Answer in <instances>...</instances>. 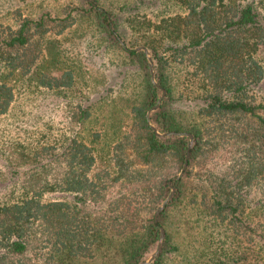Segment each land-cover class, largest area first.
Segmentation results:
<instances>
[{"label": "trees", "instance_id": "1", "mask_svg": "<svg viewBox=\"0 0 264 264\" xmlns=\"http://www.w3.org/2000/svg\"><path fill=\"white\" fill-rule=\"evenodd\" d=\"M92 1L115 34L86 0L0 30V116L58 108L0 143V264H137L159 226L147 264H264V0Z\"/></svg>", "mask_w": 264, "mask_h": 264}, {"label": "rangeland", "instance_id": "2", "mask_svg": "<svg viewBox=\"0 0 264 264\" xmlns=\"http://www.w3.org/2000/svg\"><path fill=\"white\" fill-rule=\"evenodd\" d=\"M73 1H76V0H0V30L3 27H6L7 25H13L18 20V17H22L25 15H34L38 11H41V10H43V11L48 10L51 12V14L57 13V14L61 15V13L64 10L71 7ZM86 1H90L94 6H96L97 8H99L101 10H105V8H103V6L96 4L92 0H86ZM113 1L116 2V0H113ZM127 1H132L135 5V8L133 10H131V12H133V14L136 13V15H138L140 18L139 14L143 13V14H145L146 18L152 19L151 13L155 9V7L157 5H159L161 0H127ZM105 13H108V11L105 10ZM138 16H136V17H138ZM108 17H109V13H108ZM109 22H111L110 18H109ZM110 27L112 28L111 23H110ZM112 31L115 34V31L113 30V28H112ZM129 33H131V32L129 31ZM135 34L136 33H133L131 35L133 36ZM132 38L133 37H130V40H132ZM119 39L122 41V44L119 43ZM117 40H118V43L120 45L125 47V43L119 35H117ZM137 46H143V45H137ZM137 46H135V48ZM97 63H98V60L95 62V64L97 65ZM45 97L49 100L52 99V95H46ZM31 99H32V96H22L21 95L15 101V102L18 101L17 104L14 105V108H17L16 109L17 111H14L13 115H11L8 112L7 114L0 116V143L4 140H5V142H7L9 139L15 138V137H18L23 141H29L31 138L35 137L34 134L31 133V129L34 128L33 126H31V123L36 121L32 117L33 115H35V116L38 114L43 115L40 118L37 117V120H41V119H43L49 115L51 117H54V120H57L55 117L58 116V111H57L58 108L49 109L48 106L42 108L41 100H40V102L38 103V108L34 109L32 107V105H33V103L37 102L39 97L33 98L32 101H31ZM43 99H45V98H43ZM152 109L153 108L150 107L147 110L148 120H149L151 125H153V121L151 120V117H150ZM16 112H17V114H16ZM37 125H38L37 128L44 129L43 126H40L39 124H37ZM54 125H57V124H54ZM0 169L4 170V166L1 163H0ZM4 183L10 184L12 182L6 181ZM4 183L0 184V191L3 190L2 185H4ZM4 192H1L0 196ZM44 196L50 197V198L51 197H61L60 194H58L56 192H54V193L48 192Z\"/></svg>", "mask_w": 264, "mask_h": 264}, {"label": "water", "instance_id": "3", "mask_svg": "<svg viewBox=\"0 0 264 264\" xmlns=\"http://www.w3.org/2000/svg\"><path fill=\"white\" fill-rule=\"evenodd\" d=\"M106 15V18L109 22V17H108V13H105ZM110 23V22H109ZM119 43L122 44V41L119 39ZM136 49H142L143 52L145 53V56H146V60H147V66H148V71H149V77H150V80L152 81V83H154V85L158 88L161 89V94L160 96L158 97L156 103L153 107H155L157 105V103H159V100L161 98V96L163 95V92L164 90L158 85V83L156 82L155 78H154V75H153V67H152V62H151V58H150V55L147 51V49L144 47V46H137ZM146 116L148 118V113L146 112ZM149 122V120H148ZM150 123V122H149ZM150 127L151 128H154L153 125L150 124ZM156 133L158 134H173V135H176V134H183V135H187L188 136V145L186 147V151H185V154H184V159H183V162L181 164V167L179 168V170L168 180V186H169V192L167 193V195L160 201V203L157 205V207L154 209L153 211V220L156 222L157 221V214L159 213V211L163 208V206L165 205L166 201L171 197L173 191H174V187L173 185L171 184L172 180L174 179H177L183 172L184 168L186 167V164H187V159H188V155H189V146L191 144V135L190 133L188 132H177V131H173V130H169V131H163V132H157L155 131ZM163 236H164V230L162 228V226H159V235H158V239H157V243H156V247L155 249L143 260L139 261L137 264H147L153 257H155V255L157 254L161 244H162V241H163Z\"/></svg>", "mask_w": 264, "mask_h": 264}]
</instances>
